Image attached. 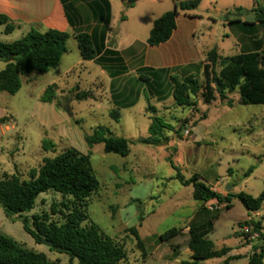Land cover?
Returning <instances> with one entry per match:
<instances>
[{"label":"rangeland","instance_id":"374dc122","mask_svg":"<svg viewBox=\"0 0 264 264\" xmlns=\"http://www.w3.org/2000/svg\"><path fill=\"white\" fill-rule=\"evenodd\" d=\"M236 1L200 0L198 7L191 10L201 17L195 21V38L189 40L194 60L198 53L215 47L228 49L227 55L237 54L233 41L221 43L226 26L219 22L226 17L224 9H229ZM146 4L144 18L157 17L164 9L152 0ZM168 9L172 11L171 6ZM114 15L118 25L120 18L126 16L124 11L116 12L115 8ZM254 17L243 15V20L249 22ZM131 19L124 29L132 30L141 41L149 23H136L134 17ZM194 25L190 24V29ZM13 37V41L19 39V36ZM73 65L74 70L64 74ZM220 67L221 63H217L215 71ZM190 71L202 86V71L197 64L183 71L161 74L153 88L137 81L138 72L136 77L124 78L122 83L126 84L127 80L126 86L132 83L139 100L122 111L108 103L110 99L115 100L114 96L109 97L114 92L101 66L81 61L77 43L70 37L67 54L57 68L45 74L23 76L21 89L13 96L0 93V109L9 121L2 122L9 130L2 132L0 127V177L8 174L28 181L44 158H53L74 148L90 155L91 167L99 182V188L86 202L87 220L83 225L94 223L121 246L127 256L123 264H193L188 249L192 226L205 230V237L217 250L231 249L225 257L199 264H222L236 252L242 258L229 264H247L246 257L264 246L259 239L260 234H264V202L262 209L253 213L235 198L230 209L214 201L210 210L194 201L193 187L183 186L176 176L179 173L188 180L198 175L201 182L222 196L244 192L257 197L264 192V105H243L236 92L228 95L230 105L219 99L205 105L201 98H192L193 106L179 107L171 97L168 75L184 76ZM52 84L60 87H55V100L51 104L40 102L43 91ZM156 91L163 99L157 97ZM77 92H90V96L78 101L75 99ZM147 107H153L154 112L147 111ZM112 110L119 112L118 122L109 117ZM154 115L172 127V130L163 131L168 142L162 147L139 142L148 136L150 117ZM98 126L108 128L116 137L128 139L130 154L127 157L106 154L101 144L89 148L85 137ZM43 142L49 145L44 146ZM250 168L253 172L246 176ZM227 186L232 189L227 190ZM66 201L67 198L59 193H43L33 210L24 216L31 220L34 215L47 214L51 222H61L64 213L61 204ZM215 214L217 217L213 219ZM248 221L260 222V233H252L251 225H243ZM132 228L137 230L141 246L130 231ZM170 229H175L176 235L160 241L159 237ZM0 232L26 250L45 254L51 262L69 264L66 253L35 243L24 231L21 220L16 216L6 217L2 207Z\"/></svg>","mask_w":264,"mask_h":264},{"label":"trees","instance_id":"16d2710c","mask_svg":"<svg viewBox=\"0 0 264 264\" xmlns=\"http://www.w3.org/2000/svg\"><path fill=\"white\" fill-rule=\"evenodd\" d=\"M68 12L71 8L68 0H61ZM106 2V0H103ZM138 0H128V8ZM200 0H186L175 4L172 11L165 12L155 19L149 32L146 44L149 47H157L167 42L176 29V17L178 11L186 12L198 7ZM108 5V3H107ZM237 11H241L237 9ZM256 23H264V9L254 10ZM239 22V21H236ZM255 22H244L242 26H253ZM0 26H5L4 33L11 34L14 26L10 19L0 14ZM69 34L54 29L44 32L31 29L20 39L10 42H0V62L5 64L0 71V93L5 92L11 96L21 89V77L31 73L45 74L60 65L61 59L67 52V40ZM77 48L82 61H94L102 68L107 65L105 56L98 57L99 52L95 48L92 36L87 32L75 35ZM12 57L10 61L9 58ZM114 62H120L119 57ZM217 63H221L218 72L215 71ZM183 71L185 68H176ZM137 81L148 88L157 84L158 77L167 73V70H154L151 68H140L137 70ZM203 84L191 74L179 76L169 74L168 81L172 87L171 97L179 107L193 106L192 98H201L205 105H210L217 99L226 100L228 95L239 94V101L243 105H264V52L240 53L219 61L216 49L206 53L202 69ZM55 84L47 87L40 97V102L51 104L56 98ZM148 91V90H147ZM159 99L163 96L156 91ZM90 92H77L75 99L78 101L89 98ZM154 96V95H153ZM154 112L153 107H147V111ZM109 117L118 122L119 112L112 110ZM164 130H172V127L158 116L150 117L148 136L140 139V143L162 147L168 142L163 134ZM181 130V128L179 129ZM179 133V132H177ZM89 148L94 145H103L104 153L116 154L127 157L130 154L131 142L123 137L114 136L104 126H98L93 133L85 137ZM44 146H48L43 142ZM253 170L250 168L246 176ZM176 178L183 186L193 187V200L200 206L215 200L224 204L226 209L232 207V200L238 199L245 209L250 212H258L262 209L264 192L253 197L244 192L236 195L227 193L226 196L214 192L211 188L200 181L198 175L185 180L179 173ZM99 182L96 179L90 162V155L83 154L74 148L67 149L53 158H44L42 165L34 171L28 181H21L15 175L3 174L0 177V207L6 217L16 216L22 222L23 229L28 233L35 243L41 244L43 240L51 242L60 247V252L69 256V264H123L126 261L125 250L117 245L110 237L103 234L97 225L92 222L83 225L87 220L85 212L86 202L89 197L97 191ZM53 191L67 198L61 205L64 213L61 222H51L47 214L34 215L31 220L24 216L33 210L38 197L46 192ZM217 215L213 216L215 219ZM243 225H251L252 233H260V222L248 221ZM141 246L139 235L135 228L130 230ZM175 229L168 230L159 237L160 241H166L176 235ZM206 231L194 226L189 228L190 239L188 249L191 253L193 264L210 259L222 258L231 251L228 247L217 250L213 242L205 237ZM264 242V234L259 238ZM241 256H230L222 264H229L232 260H238ZM0 264H56L47 259L45 254L33 252L22 248L13 239L4 236L0 232ZM247 264H264V246L258 248L248 257Z\"/></svg>","mask_w":264,"mask_h":264},{"label":"crops","instance_id":"0c3cea01","mask_svg":"<svg viewBox=\"0 0 264 264\" xmlns=\"http://www.w3.org/2000/svg\"><path fill=\"white\" fill-rule=\"evenodd\" d=\"M127 1L106 0L107 5L103 0H68L71 8L66 12L61 0H0V14L7 16L14 26L11 34H5V26H0V42H13V36H19L20 39L31 29L39 32L49 29L67 32L69 38L72 37L74 40L76 34L87 32L92 36L93 44L99 52L98 57L105 56L108 61L105 68L101 67V71H104L109 79L111 92H114V94H109V97L114 96L115 100L110 99L108 103L115 105L122 111H126L137 104L139 97L138 91L133 88L132 83L129 86H126V84H129L128 80L126 84L122 83L124 78L128 76L136 77L137 70L144 67L172 71L176 68L186 69L197 64L200 65L202 71L206 53L210 51V49H206L198 53L197 59H193L194 54L191 52L189 40L195 38L194 35L197 31L195 21L201 17L192 13V11H178L175 19L176 29L170 39L157 47H149L146 40L155 19L168 11L169 6L173 10L176 3L174 0H152L164 9L157 17L149 18L148 16L144 18L147 12L145 7L148 6L145 3L149 0H138L130 8L126 6ZM232 4L229 9H224L225 19L219 21L223 26H226L221 35V43L229 39L233 41L237 54L264 52V23L255 22L256 13L254 12L258 8L264 9V0H237L236 3ZM114 8L116 12L122 10L126 15L120 18L119 25L115 22ZM237 9L241 11H237ZM138 14H142V16H137ZM232 15L234 17H231ZM243 15H255V17L248 22L243 20ZM132 17L135 18L136 23H149L147 33L141 41L138 40L137 35L132 30L124 29L125 25L130 24ZM244 22H255V25L242 26L241 24ZM192 23H195V25L190 29L189 25ZM117 25L118 29L115 30ZM213 49H216L219 61L234 56L227 55L228 49L226 51L219 47ZM66 54L63 55L61 61ZM117 57L121 59L119 63L111 61ZM83 62L98 65L94 61ZM78 64H80V61L76 65ZM74 66L68 67L64 74L71 73L75 68ZM4 67L5 64L0 62V71ZM189 74H192V72L190 71ZM58 88L60 89V87ZM7 119L5 112L0 109L2 132L9 130L7 126L3 127L5 123H2L9 122ZM239 254L236 252L233 256ZM246 260L248 262V257H246Z\"/></svg>","mask_w":264,"mask_h":264},{"label":"water","instance_id":"95a60500","mask_svg":"<svg viewBox=\"0 0 264 264\" xmlns=\"http://www.w3.org/2000/svg\"><path fill=\"white\" fill-rule=\"evenodd\" d=\"M180 1H182V0H174L175 3H179ZM9 60L11 61V60H12V57H10ZM226 189H227V190H230V189H232V187L227 186ZM41 244H42L43 246L47 247V248L50 249V250H55V251H59V252L62 250L60 247H56V246H54L51 242H49V241H47V240H43V241L41 242Z\"/></svg>","mask_w":264,"mask_h":264},{"label":"built area","instance_id":"2783aa9c","mask_svg":"<svg viewBox=\"0 0 264 264\" xmlns=\"http://www.w3.org/2000/svg\"><path fill=\"white\" fill-rule=\"evenodd\" d=\"M186 135H187V132H186ZM214 201H215V200H212V201L207 202V203L205 204V206H206L208 209L212 210V205H213V202H214ZM215 203H216V205L219 204L217 201H215Z\"/></svg>","mask_w":264,"mask_h":264}]
</instances>
